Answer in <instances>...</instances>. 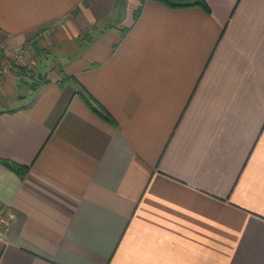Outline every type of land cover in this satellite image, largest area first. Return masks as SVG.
Wrapping results in <instances>:
<instances>
[{
  "label": "crops",
  "instance_id": "1",
  "mask_svg": "<svg viewBox=\"0 0 264 264\" xmlns=\"http://www.w3.org/2000/svg\"><path fill=\"white\" fill-rule=\"evenodd\" d=\"M204 1L0 0V264H264V0Z\"/></svg>",
  "mask_w": 264,
  "mask_h": 264
},
{
  "label": "trees",
  "instance_id": "2",
  "mask_svg": "<svg viewBox=\"0 0 264 264\" xmlns=\"http://www.w3.org/2000/svg\"><path fill=\"white\" fill-rule=\"evenodd\" d=\"M154 1L163 3V4L170 6V7H173V8L200 6V7L204 8L205 10L209 11V7L204 0H154ZM138 15L139 14L137 13L136 16L138 17ZM18 69H19L18 73L19 74L21 73L20 74L21 76L25 75L26 72L28 71L27 68L19 67ZM30 85H31V90H36L38 88V86L40 85L39 78L37 80H35L33 83H30ZM81 95H82L83 99L85 100L86 104L95 113H97L102 119H104L105 121H107L108 123H110L112 125H116L114 118L105 109L101 108V106L99 104H97V102L93 99L92 96H90L89 94H87L83 91H81ZM0 164H2L3 166L14 171L15 173H17L21 177L25 176V174L29 170L28 166L20 164L16 161H13V160L7 159V158H1L0 157Z\"/></svg>",
  "mask_w": 264,
  "mask_h": 264
},
{
  "label": "built area",
  "instance_id": "3",
  "mask_svg": "<svg viewBox=\"0 0 264 264\" xmlns=\"http://www.w3.org/2000/svg\"><path fill=\"white\" fill-rule=\"evenodd\" d=\"M27 52L25 48L19 49L15 52L10 61L4 65H0V80L11 70H16L19 66L23 65V59ZM14 216L9 213L6 206H0V240L9 234L12 230Z\"/></svg>",
  "mask_w": 264,
  "mask_h": 264
},
{
  "label": "rangeland",
  "instance_id": "4",
  "mask_svg": "<svg viewBox=\"0 0 264 264\" xmlns=\"http://www.w3.org/2000/svg\"><path fill=\"white\" fill-rule=\"evenodd\" d=\"M125 11H126V9H125ZM47 55H48V54H47ZM47 55L41 56V57H39V58L36 60L35 65H36V68H37V72H43V70L46 68L47 65H49V63H50L51 65L53 64L52 59L54 60L55 57L51 56V57H50V61H47V60H46L47 58H45ZM51 62H52V63H51ZM38 74H39V73H37V76H35L36 80L39 78V77H38ZM28 82L33 83V81H28Z\"/></svg>",
  "mask_w": 264,
  "mask_h": 264
}]
</instances>
